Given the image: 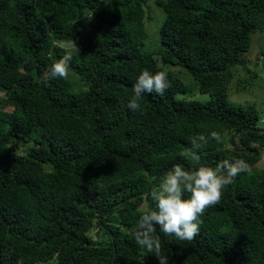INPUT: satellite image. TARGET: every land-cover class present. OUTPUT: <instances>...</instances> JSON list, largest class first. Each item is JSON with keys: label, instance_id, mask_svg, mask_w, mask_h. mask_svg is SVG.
Segmentation results:
<instances>
[{"label": "trees", "instance_id": "trees-1", "mask_svg": "<svg viewBox=\"0 0 264 264\" xmlns=\"http://www.w3.org/2000/svg\"><path fill=\"white\" fill-rule=\"evenodd\" d=\"M149 1L0 0V264H159L132 237L156 210L151 189L174 164L225 159L251 171L206 209L198 235L181 241L158 226L154 235L168 264H264V166H255L264 127L253 104L229 100L233 67L252 71L246 54L264 31V0H154L165 17L160 47L147 51ZM71 39L79 53L68 78H47ZM260 60L264 68V51ZM169 66L209 100L189 98ZM143 70L164 71L170 87L143 93V111H133ZM212 131L221 143L194 150L198 163L184 157Z\"/></svg>", "mask_w": 264, "mask_h": 264}, {"label": "clouds", "instance_id": "clouds-1", "mask_svg": "<svg viewBox=\"0 0 264 264\" xmlns=\"http://www.w3.org/2000/svg\"><path fill=\"white\" fill-rule=\"evenodd\" d=\"M58 47L64 51V55L59 59H52L47 78L66 80L73 52L78 54L79 48L73 39L61 41ZM169 87L170 82L164 71L152 73L143 70L137 78L127 107L142 112L138 101L143 93L163 94ZM210 140L221 143L222 137L216 131L208 136L200 134L193 137L192 147L183 153L184 157H190L198 163L200 157L194 150L202 148ZM248 171L251 169L242 159H225L214 168L200 166L185 169L181 164H174L161 178L158 186L153 187L149 193L156 210L147 211L140 216L137 228L132 232L136 244L146 254L151 253L157 257L159 264H168L167 257L161 253L160 239L154 235L157 226L165 236L174 235L181 241L193 240L199 233L202 223L200 217L206 209L220 203L222 190L232 184L240 173ZM185 192L190 194L189 198H183Z\"/></svg>", "mask_w": 264, "mask_h": 264}, {"label": "rangeland", "instance_id": "rangeland-1", "mask_svg": "<svg viewBox=\"0 0 264 264\" xmlns=\"http://www.w3.org/2000/svg\"><path fill=\"white\" fill-rule=\"evenodd\" d=\"M146 9L151 19L146 23L148 39L146 40L145 50L152 51L159 48L161 45L159 30L165 17V12L161 7H158L155 4L154 0H150L147 3ZM260 51H264V31L257 32L254 35L252 47L246 54L247 65L252 68L251 73H246L242 66L233 67L234 78L229 88V100L234 105L253 104L261 115L260 126L264 127V68L263 61H259ZM166 69L175 72L184 79L188 86L187 96L189 98L198 99L203 102L209 100L210 96L208 94L200 93L198 85L193 81L191 75L185 71L184 68L179 66H169ZM0 95H3V93L0 92ZM231 133L227 132L225 134V140L227 143ZM255 166H264V153L262 159L255 164ZM145 207L146 206L144 205L143 208ZM91 234L96 238H99V236L96 235L95 230L92 231Z\"/></svg>", "mask_w": 264, "mask_h": 264}, {"label": "water", "instance_id": "water-1", "mask_svg": "<svg viewBox=\"0 0 264 264\" xmlns=\"http://www.w3.org/2000/svg\"><path fill=\"white\" fill-rule=\"evenodd\" d=\"M232 143H233V145L235 146V141H234V139H232ZM235 148H236L237 151L241 150L239 147H236V146H235ZM166 171H167V170H165L164 173H165Z\"/></svg>", "mask_w": 264, "mask_h": 264}]
</instances>
